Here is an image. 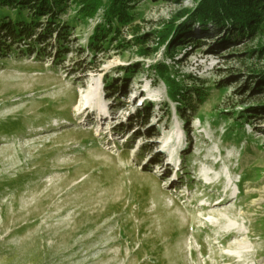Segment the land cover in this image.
Here are the masks:
<instances>
[{"label":"rangeland","instance_id":"1","mask_svg":"<svg viewBox=\"0 0 264 264\" xmlns=\"http://www.w3.org/2000/svg\"><path fill=\"white\" fill-rule=\"evenodd\" d=\"M196 3L135 0L98 51L102 12L82 19L68 1L38 16L53 30L39 53L0 51V264H264V33L226 42L191 22L197 42L171 60L156 36ZM162 60L186 86L204 79L193 111L152 72ZM86 98L100 112L80 114Z\"/></svg>","mask_w":264,"mask_h":264},{"label":"trees","instance_id":"2","mask_svg":"<svg viewBox=\"0 0 264 264\" xmlns=\"http://www.w3.org/2000/svg\"><path fill=\"white\" fill-rule=\"evenodd\" d=\"M68 1L75 5L82 19H93L99 12H102L103 22L96 26L95 32L89 39V46L98 51L96 43L99 39L106 40L111 31L119 35V27L130 26L135 20L133 11L135 0H0V9L5 7L16 11L12 14L14 17L11 19L5 20L0 16V51L10 50L14 45L22 44L25 47L23 51L29 52L36 49L31 53H39L42 49L40 45L44 42L46 35H51L53 30L48 26V29L43 28L39 31L38 16L45 14L49 15V20H57L58 13L63 11ZM196 1V7L190 15L188 24L177 26L171 22L156 36L158 44H166L168 57L171 60H173V56L170 51H172L173 45L182 44L185 40L191 44L197 42L195 38H184V33L188 30L191 22L201 25L213 24L216 28L222 27L226 34V42L234 39L253 40L264 33V0ZM23 9L29 11L28 17L23 16ZM134 32L137 33L138 30ZM135 41L138 45L144 43L142 37H136ZM257 53L264 57V42L257 46ZM139 54L140 56L148 55L144 48H140ZM150 68L167 86L170 99L183 102L189 111L195 109V103L200 104L207 98L208 93L202 85L203 78L186 75V79L191 81V85L186 86L176 79L177 72L163 60L157 61ZM252 75L259 77L258 89L264 92V71ZM191 101H194V104ZM141 113L142 111L138 109L133 117L138 118ZM188 116L187 113L184 114V117ZM243 117L242 121L248 120L247 115Z\"/></svg>","mask_w":264,"mask_h":264},{"label":"bare ground","instance_id":"3","mask_svg":"<svg viewBox=\"0 0 264 264\" xmlns=\"http://www.w3.org/2000/svg\"><path fill=\"white\" fill-rule=\"evenodd\" d=\"M91 103L89 102V99H84V105H83V108H82V110L80 111V114H84V113H86V112H88L89 114L90 113H95V112H100V110L99 109H101V108H96V109H92L91 110ZM90 111V112H89ZM88 114V115H89ZM176 171V170H175ZM223 202H225V200H220V201H218V202H216V203H212V204H209V205H206V206H202L203 207V209L204 208H212L213 209V206H216V205H219V204H221V203H223ZM212 209H210L209 211H208V213H210V214H219V212L217 211V210H212ZM231 236H232V233H230V234H228V236H226L225 237V239H228V238H231ZM229 260H233V262H234V260L236 259H234V258H228ZM236 261V260H235Z\"/></svg>","mask_w":264,"mask_h":264}]
</instances>
